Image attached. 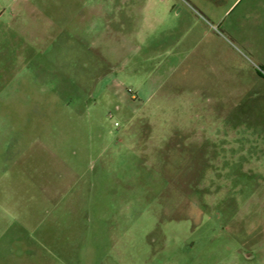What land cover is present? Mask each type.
I'll use <instances>...</instances> for the list:
<instances>
[{
    "label": "rangeland",
    "instance_id": "1",
    "mask_svg": "<svg viewBox=\"0 0 264 264\" xmlns=\"http://www.w3.org/2000/svg\"><path fill=\"white\" fill-rule=\"evenodd\" d=\"M0 264H264V0H0Z\"/></svg>",
    "mask_w": 264,
    "mask_h": 264
},
{
    "label": "crops",
    "instance_id": "2",
    "mask_svg": "<svg viewBox=\"0 0 264 264\" xmlns=\"http://www.w3.org/2000/svg\"><path fill=\"white\" fill-rule=\"evenodd\" d=\"M172 69H173V67L171 68V70H172ZM162 81H163V80H162ZM162 81L159 82V83H157V84L155 85L154 90H155V89H158V88L161 86Z\"/></svg>",
    "mask_w": 264,
    "mask_h": 264
}]
</instances>
